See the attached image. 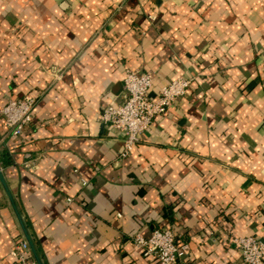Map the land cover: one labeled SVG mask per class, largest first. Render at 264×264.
<instances>
[{
    "label": "crops",
    "instance_id": "1",
    "mask_svg": "<svg viewBox=\"0 0 264 264\" xmlns=\"http://www.w3.org/2000/svg\"><path fill=\"white\" fill-rule=\"evenodd\" d=\"M127 69L151 96L190 83L121 157L100 114ZM24 95L0 168L42 264H157L133 243L155 228L186 264H245L232 237L264 240V0H0V109ZM21 238L0 185V264Z\"/></svg>",
    "mask_w": 264,
    "mask_h": 264
},
{
    "label": "built area",
    "instance_id": "2",
    "mask_svg": "<svg viewBox=\"0 0 264 264\" xmlns=\"http://www.w3.org/2000/svg\"><path fill=\"white\" fill-rule=\"evenodd\" d=\"M153 77L150 71L127 69L123 77V99L116 104H106L100 121L115 129L121 136L123 147L120 156L129 154L132 147L146 133L155 116L162 114L175 99L181 96L190 83L189 78L178 77L162 85L155 96L150 95ZM34 98L24 95L9 98L0 109L7 133L11 137L22 134L32 121ZM245 264H264V240L253 235L234 236ZM133 243L142 254L157 264H186L188 244L178 243L171 229L155 228L149 237L133 236ZM17 264H36L24 238L17 240L11 249Z\"/></svg>",
    "mask_w": 264,
    "mask_h": 264
},
{
    "label": "water",
    "instance_id": "3",
    "mask_svg": "<svg viewBox=\"0 0 264 264\" xmlns=\"http://www.w3.org/2000/svg\"><path fill=\"white\" fill-rule=\"evenodd\" d=\"M0 185H1L6 197L8 199V202H9V204H10V206H11V208H12V210H13L15 216H16V218H17V221H18V223L20 225V228H21V231H22V233H23V235L25 237V240L27 241V243L29 245V248H30V251H31V253L33 255L35 263L36 264H42L38 254H37V251L35 249L34 243H33L32 239H31V237H30V235H29V233L27 231V228H26V226H25V224H24V222H23V220L21 218V215H20V213L18 211V208L16 206L14 198H13V196H12V194H11L9 188H8L7 182L5 180V177H4V174H3L1 168H0Z\"/></svg>",
    "mask_w": 264,
    "mask_h": 264
}]
</instances>
